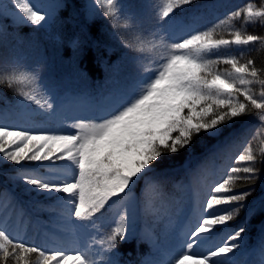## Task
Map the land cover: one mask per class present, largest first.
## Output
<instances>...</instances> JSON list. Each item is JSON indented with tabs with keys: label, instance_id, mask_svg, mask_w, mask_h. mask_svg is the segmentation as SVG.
I'll list each match as a JSON object with an SVG mask.
<instances>
[{
	"label": "snow or ice",
	"instance_id": "snow-or-ice-1",
	"mask_svg": "<svg viewBox=\"0 0 264 264\" xmlns=\"http://www.w3.org/2000/svg\"><path fill=\"white\" fill-rule=\"evenodd\" d=\"M13 4L23 14H17V19L36 26H52L53 12L69 7L67 3L41 7L30 0H13ZM195 5L196 0H157L153 27L145 29L135 5L125 0H92L87 5L89 15L95 19L102 14L114 30L109 35L141 54V71L132 83L113 79L106 92L91 97L76 114L65 112L69 98L60 94L55 82L43 80L39 66L0 65V83L16 86L25 122L41 116L73 130H33L0 117V163L16 166L9 180L14 186L23 185L32 202L53 201L49 210L71 229H98L102 210L116 209L110 231L99 241L92 237L71 254L59 246L27 243L0 223V264H32L34 256L36 264H119L115 254L105 259V253L132 234L139 202L147 210L163 197L175 154L186 151L197 161L225 155L229 163L222 178L207 186L205 198L184 224L178 252L152 264H241L238 256L248 254L243 242L252 221L261 225L259 251L264 264V199L248 203L254 188L234 190L239 181L255 183L257 154L250 142L238 154L232 153L249 133L255 132L253 139H264V71L252 59L242 63L235 55L221 54L233 45L264 46V36L233 29L230 38L217 37V29L231 27L233 19L242 17L245 26L264 24V4L257 7L250 0L204 29L195 26L199 19ZM129 29L131 36L124 31ZM73 43L79 49L80 42ZM257 84L259 93L253 88ZM253 114L258 126L235 128L241 117ZM200 140L207 143L197 157L193 149ZM260 153L264 155V148ZM2 195L16 200L8 190ZM241 212L245 214L241 223L217 243L214 237ZM97 243L100 247L93 252Z\"/></svg>",
	"mask_w": 264,
	"mask_h": 264
},
{
	"label": "trees",
	"instance_id": "trees-1",
	"mask_svg": "<svg viewBox=\"0 0 264 264\" xmlns=\"http://www.w3.org/2000/svg\"><path fill=\"white\" fill-rule=\"evenodd\" d=\"M125 2L136 6L139 13L138 22L145 29L153 27L155 15L153 5L157 0H125ZM249 2L250 0H231L227 5L228 11L223 14L224 0H196L194 7L198 9L196 15L199 17L195 22L196 27L198 29L210 27ZM251 2L257 7L264 4V0H251ZM63 3H67L69 7L57 10L52 26L32 27L16 23L0 12V65L18 63L22 69L39 66L43 80L55 82L61 95L69 99L82 98L87 103L91 97L106 92L111 87L113 79H126L129 83L137 80L141 71V54L124 47L119 37L113 38L109 35L114 31L110 21L102 14L95 19L88 18L83 0H63ZM242 20V17L239 20L233 19L230 22L231 27L224 25L217 29V37L230 38L228 32L233 29L264 36V24L255 23L245 26ZM124 31L127 35H132L131 29ZM73 41L80 42L79 49ZM221 54L235 55L242 63L252 59L255 66L264 71V46L259 43L240 47L233 45L228 49H222ZM218 67L224 69L228 66ZM253 88L257 93L261 90L258 84L253 85ZM21 99L16 93V86L9 87L6 81L0 83V117H5L7 123L19 124L24 119L18 103ZM29 107L36 108L35 105ZM29 121H23L24 125L34 127L40 124L43 130H53L61 126L57 120H47L41 116L32 117ZM258 125L259 120L253 114L241 117L235 123V128L254 129ZM33 130L39 129L34 127ZM253 135L255 132L249 133L247 140L242 137L241 142L232 149V153L238 154L246 143L250 142L257 154L255 166L259 171L255 183L239 181L234 189L242 192L254 188L248 203L264 199V155L260 153V149L264 148V139L259 137L253 139ZM206 143V140H200L195 145L193 149L195 156L200 155ZM165 159L169 158L165 157ZM228 163L225 155L204 162L191 158L187 151L175 154L174 165L169 168V176L163 187V197L157 199L147 210L142 201L137 205L143 234H139L131 227L132 234L128 239L118 241L116 249L105 253V259L115 254L119 264H152L155 260H161V257L151 241L166 253H177L182 241L184 222L186 220L187 223L189 222L199 201L205 198L207 186L222 178ZM26 166L38 167L36 164ZM15 167L0 163V223L4 224L10 235L19 236L27 243L48 248L59 246L69 254L74 252L75 250L68 249L65 243L67 233L74 230L65 226L63 221L57 220L58 213L49 210L54 204L53 201L39 198V202H32V199L23 193V185L14 186L9 176L15 174L13 172ZM40 171L47 173V169L44 168ZM142 186L143 181L137 186V193ZM5 190L11 192L16 200L10 201L8 196L2 195ZM102 211L103 215L96 229L98 240L110 231V225L116 215L115 207H106ZM244 215V212H241L230 226L214 237V240L217 243L221 242L220 238L234 231ZM76 222L80 221H74ZM260 227L257 221L249 223L243 242L248 254L238 256L241 264H262L259 251ZM32 264H36L35 256L32 258Z\"/></svg>",
	"mask_w": 264,
	"mask_h": 264
},
{
	"label": "rangeland",
	"instance_id": "rangeland-1",
	"mask_svg": "<svg viewBox=\"0 0 264 264\" xmlns=\"http://www.w3.org/2000/svg\"><path fill=\"white\" fill-rule=\"evenodd\" d=\"M30 2L32 4H36V5H39L41 7H44V6H47V5H50V4L63 3V0H30ZM230 2H231V0H224V3H223L224 10L222 12L223 14H225L228 11L229 8L227 7V5ZM90 3H92V0H83L85 14H86V16L88 18H91L92 17L91 15H89V11H88V8H87V5H89ZM58 9H56L53 12V18H54V16H55V14H56V12H57ZM0 12L5 17L10 18L12 21H14L16 23L25 24V25L32 26V27H45V26L30 25L28 23H22L19 19H17V14L19 16H21V17L23 16V14L22 13H19V10L18 9H15V6L13 4V0H0ZM217 14L219 15V13H217ZM195 26H197L196 23H195ZM236 47H240V46H236ZM82 103H84V102H82ZM82 103L81 102H78L77 99L68 100L66 102V104H65V109L64 110H65L66 113H68L70 115L76 114V113L82 111V109H81V108H83ZM80 105H81V108H80ZM85 106H86V104H85ZM37 111H39V109H37ZM23 121H25V120L22 119V121H20L19 124H22V123L25 124V122H23ZM57 122L60 124V122L58 120H57ZM29 123H32V122L29 121ZM16 124H18V123H16ZM34 127H36V129H39V130L40 129H43L40 124H37ZM46 130H49V129H46ZM53 130H55V131H63V132H71V131H73L72 129L67 128V127H59V128H55ZM186 223H187V220L184 222V224H186ZM140 224H141V221H140V218H139L138 213H137L136 221H135L134 225H132L131 227L134 228V229H136V231L139 234H141L143 232L142 226H140ZM69 235L71 237V233ZM78 237L81 238L83 245H85V243L88 240H90L92 237H94L93 231H92V229L89 230L88 232H85L83 230H78ZM93 252H95V244L93 245ZM165 259H167V258H165Z\"/></svg>",
	"mask_w": 264,
	"mask_h": 264
}]
</instances>
